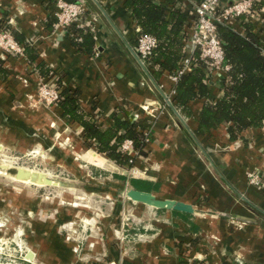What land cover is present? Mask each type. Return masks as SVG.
Wrapping results in <instances>:
<instances>
[{
    "label": "crops",
    "instance_id": "0c3cea01",
    "mask_svg": "<svg viewBox=\"0 0 264 264\" xmlns=\"http://www.w3.org/2000/svg\"><path fill=\"white\" fill-rule=\"evenodd\" d=\"M125 1L89 0L98 14L96 30L90 28L94 41L86 40L92 41V53L70 37L79 26L69 32L54 27L56 0H0V24L15 32L24 49L22 56L0 49V136L4 128L10 141L23 142L25 134L42 130L49 136L43 143L48 158L55 155L58 164L65 157L85 160L103 169L91 171L92 178L110 181L65 185L71 191L61 199L49 193L57 186L34 185L44 190L42 201L28 197L25 209L5 201L11 212H25L27 242L21 256L0 264H264V187L249 182L251 172L264 177V125L232 139L227 123L200 129L205 98L191 100V114L183 119L167 110L162 92L138 60L139 27ZM192 1L178 5L189 11ZM248 18L262 27L261 16ZM260 35L264 38V27ZM214 75L209 90L221 99L225 92L218 77L223 73ZM162 78L165 88L174 86ZM41 82L62 88L63 98H77L103 128L116 116L152 122L145 153L126 169L94 147L84 149L79 123L33 105ZM55 138L69 142V149L51 154ZM127 180L129 188L190 203L194 212L125 199L121 189Z\"/></svg>",
    "mask_w": 264,
    "mask_h": 264
},
{
    "label": "trees",
    "instance_id": "16d2710c",
    "mask_svg": "<svg viewBox=\"0 0 264 264\" xmlns=\"http://www.w3.org/2000/svg\"><path fill=\"white\" fill-rule=\"evenodd\" d=\"M178 3L180 0H165L161 3L152 0L125 1L127 12L139 27L138 36L151 34L157 39V46L153 49L147 65V73L156 85L164 80L163 76L176 74L182 60L189 54L188 40L194 15ZM262 9L264 0H256L253 10L261 14L262 27L259 26L258 19H250L247 15L237 17L232 24L218 26L225 60L231 66L218 77L225 92L223 98H217L209 90L210 83L212 85L213 79L217 78L214 74L220 72L209 70L207 60L201 59L199 52L193 54L191 68L176 84L173 102L181 115L191 114L188 106L191 100L205 98L199 114L202 131L207 132L227 123L230 137L234 139L248 127L264 125V38L260 35L264 27ZM238 27H243L245 33H241ZM70 37L75 44H85L92 53L95 52L88 44L92 41H86L87 38L94 41V33L90 28L76 27ZM61 96L57 105L62 109V117L79 123L84 129L85 141L98 153L126 169L133 166L136 156L121 149V143L125 139L134 141L139 154L145 153L146 131L152 127V122L131 121L116 116L112 124L103 128L81 109L77 98H63V92Z\"/></svg>",
    "mask_w": 264,
    "mask_h": 264
},
{
    "label": "built area",
    "instance_id": "2783aa9c",
    "mask_svg": "<svg viewBox=\"0 0 264 264\" xmlns=\"http://www.w3.org/2000/svg\"><path fill=\"white\" fill-rule=\"evenodd\" d=\"M256 0H193L191 3V14L194 15L192 32L188 40L189 54L182 60L178 72L169 75V80L174 86L167 90L164 83L157 85L164 97V107L172 109L174 113L183 119L180 111L173 102L176 94V84L180 77L185 74L192 65L193 54L200 53V58L207 60L209 70H217L226 73L230 69V64L225 60V53L219 37L218 26L232 24L233 21L242 15L251 17L261 16L253 10ZM89 0H56L54 27L62 32H69L73 25L81 28H91L96 30L95 21L98 14L91 11ZM264 9L261 10V13ZM73 31L70 30V36ZM78 40V38H75ZM157 46V39L151 34L139 35L136 39V53L139 62L147 70L148 60L153 49ZM0 49L11 55H24V49L15 39L12 30L6 23L0 24ZM39 95H43L48 102L58 104L62 98V88L48 82H41L39 85ZM148 140V130L146 131ZM121 149L126 153H131L136 157L139 155L132 139H125L121 143ZM131 169V168H129ZM249 182L255 186L264 187V177L258 172L249 174Z\"/></svg>",
    "mask_w": 264,
    "mask_h": 264
},
{
    "label": "rangeland",
    "instance_id": "374dc122",
    "mask_svg": "<svg viewBox=\"0 0 264 264\" xmlns=\"http://www.w3.org/2000/svg\"><path fill=\"white\" fill-rule=\"evenodd\" d=\"M38 92L39 88L35 99H33V105L44 106L51 110L55 116L60 117L61 111L58 109V105L54 103L50 104L48 100L43 95H39ZM1 129L4 131L3 135L0 136V200H3V204L0 206V263H9L16 260L18 256H21L23 250H25V244L27 242L25 239V231L27 230L26 220L23 218L25 217V212H11L10 203L5 201H10L12 199L14 203L19 204L20 208L18 209H25L28 197L31 198L32 202L40 204L42 201L40 195L43 196L44 194L42 188L36 189L34 186L38 184L31 181L22 182L20 179L16 178L15 175L19 168L42 171L46 173L48 177H50L48 174H52V179L57 182L52 186L57 187L55 191L52 190L49 193H52V197L59 199L64 197V194H70L69 191L71 190L68 188H73L71 186L77 187L82 183L92 182L107 184L110 181L106 182L107 180L100 177L98 179L92 178L91 171L96 172L97 169V171L103 172V169L85 160H73L69 157H65L62 159L61 164H58V160L54 158L55 155L48 158L47 156L49 155L45 153L46 150L44 149L43 143H45V140H49V136L45 137L43 135L45 133L42 130L30 131L29 135L32 133V137L27 136L22 130V133L25 134V139H27L22 142L17 140L10 141L7 131L4 128ZM66 131L69 133L70 129L67 127ZM28 137L32 138L31 144L28 143ZM58 141L59 142H57V138H55L56 144L52 145L53 149L51 154H55L54 152L59 151L65 152V150L69 149V142H60V138ZM83 145L84 149L87 147L93 148L86 141ZM61 182L64 184V187H62V185L59 186ZM127 182L128 180L121 189V196L125 199H128L125 194L126 190L129 188ZM65 185L68 188H66ZM78 193V191H75V194L78 195ZM33 196H35V199ZM36 196H38V198ZM13 208H16V206L13 205Z\"/></svg>",
    "mask_w": 264,
    "mask_h": 264
},
{
    "label": "water",
    "instance_id": "95a60500",
    "mask_svg": "<svg viewBox=\"0 0 264 264\" xmlns=\"http://www.w3.org/2000/svg\"><path fill=\"white\" fill-rule=\"evenodd\" d=\"M67 1L73 2L75 0ZM15 176L17 179H26V181H31L35 184L55 185L57 183L54 182V180H52L51 178H49L47 174L42 171L26 168H19ZM125 194L129 199L133 201L141 202L150 206H154L156 208L173 209L183 212H194V207L190 203L175 199H161L150 191L131 187L126 190ZM32 255L33 253L30 252L27 255V258H32Z\"/></svg>",
    "mask_w": 264,
    "mask_h": 264
},
{
    "label": "bare ground",
    "instance_id": "6f19581e",
    "mask_svg": "<svg viewBox=\"0 0 264 264\" xmlns=\"http://www.w3.org/2000/svg\"><path fill=\"white\" fill-rule=\"evenodd\" d=\"M20 181H22V182H26V179H20ZM55 182V181H54ZM53 182V183H54ZM38 185H43V184H38Z\"/></svg>",
    "mask_w": 264,
    "mask_h": 264
}]
</instances>
